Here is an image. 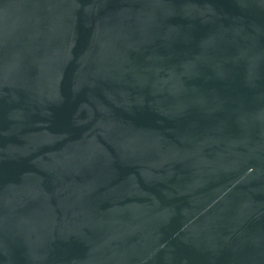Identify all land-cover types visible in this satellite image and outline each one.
I'll return each instance as SVG.
<instances>
[{"label": "water", "instance_id": "obj_1", "mask_svg": "<svg viewBox=\"0 0 264 264\" xmlns=\"http://www.w3.org/2000/svg\"><path fill=\"white\" fill-rule=\"evenodd\" d=\"M0 264H264V0H0Z\"/></svg>", "mask_w": 264, "mask_h": 264}]
</instances>
